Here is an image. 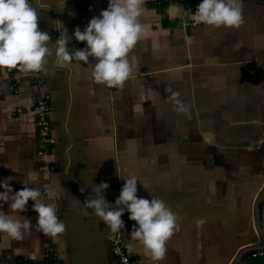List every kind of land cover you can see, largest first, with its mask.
<instances>
[{
    "label": "crops",
    "instance_id": "1",
    "mask_svg": "<svg viewBox=\"0 0 264 264\" xmlns=\"http://www.w3.org/2000/svg\"><path fill=\"white\" fill-rule=\"evenodd\" d=\"M40 2L39 28L53 53L41 90L52 96L55 143L39 148L33 75L0 66V181L14 191L37 188L44 202L52 189L66 228L55 238L43 233L31 199L23 212L0 202V212L32 221L20 239L0 235V256L40 261L54 247L63 264H119V240L144 264H232L247 247L264 248L254 217L264 188V0H239L238 26L194 22L181 0H143L145 35L128 54L129 77L114 87L93 78L97 58L55 55L64 29L69 53L86 47L75 29L108 0H66L63 9L58 0ZM125 174L137 177L138 197L159 195L177 214L160 259L130 238L136 222L127 211L125 226L111 232L85 208L102 181L116 207ZM241 264H264V254Z\"/></svg>",
    "mask_w": 264,
    "mask_h": 264
},
{
    "label": "clouds",
    "instance_id": "2",
    "mask_svg": "<svg viewBox=\"0 0 264 264\" xmlns=\"http://www.w3.org/2000/svg\"><path fill=\"white\" fill-rule=\"evenodd\" d=\"M65 2L58 0L61 9ZM34 3L38 7H34ZM142 5L143 0H108L107 8L92 17L83 31L79 27L75 29V38L86 41L85 48L69 53L66 47L69 37L64 29L56 41L57 59L87 62L89 56H93L97 58L92 71L95 81L109 86L122 85L133 67L128 54L145 35L140 22L145 12ZM39 7L46 5L40 0H0V66H21L24 71L36 72L44 67L47 57L52 56V50L46 44L49 34L39 28ZM178 14L176 6L169 9L170 17ZM189 18L209 25L238 26L242 21V6L239 0H200ZM56 26L59 29L62 25L57 22ZM122 178L125 182L115 201L116 207H109L101 194L109 187L102 181L93 189L96 198L86 200L85 208L93 209L111 232L125 226L122 215L127 211L128 218L136 222L130 238L142 245L145 254L160 259L164 256L167 239L176 229L177 214L159 195L153 194L151 199L138 197L136 176L125 174ZM0 189H3L0 202L10 201L9 208L13 211H25L31 199L37 213L36 223L46 235L55 238L65 231V222L57 215L55 201L58 194L52 189H48V202L40 199L41 192L37 188L22 187L14 191L4 180L0 181ZM31 227L30 218L14 219L9 213L0 212V235L20 239Z\"/></svg>",
    "mask_w": 264,
    "mask_h": 264
},
{
    "label": "built area",
    "instance_id": "3",
    "mask_svg": "<svg viewBox=\"0 0 264 264\" xmlns=\"http://www.w3.org/2000/svg\"><path fill=\"white\" fill-rule=\"evenodd\" d=\"M184 5H188L191 8L192 13L196 11V6L200 0H181ZM7 71L14 76L16 71H24L21 66L6 67ZM33 75L34 83L38 87L34 94V102L36 105V127L39 137V148L44 151L50 149V145L55 143L54 137L51 135L52 121L50 118V112L52 109V96L47 91H42L41 88L44 84L42 77V69L36 72L27 71ZM114 87V86H113ZM260 219L264 228V199L260 203ZM119 240H115L112 246L114 253L119 258V264H144L140 259L135 257L125 246L120 245ZM260 254H264V249L253 251L250 256L256 257ZM0 264H63L61 256L54 247L46 249L45 256L42 260L36 261L28 257L22 258H9L0 256Z\"/></svg>",
    "mask_w": 264,
    "mask_h": 264
},
{
    "label": "water",
    "instance_id": "4",
    "mask_svg": "<svg viewBox=\"0 0 264 264\" xmlns=\"http://www.w3.org/2000/svg\"><path fill=\"white\" fill-rule=\"evenodd\" d=\"M264 199V188L262 189V191L260 192L259 196L257 197L256 203H255V212H254V217H255V221H256V227L257 230L259 231L260 235L263 238L264 241V228L261 224V219H260V203L263 201ZM263 245L258 246V245H252L250 247H247L246 249H244V251H242V253L233 261L232 264H241L244 260H246L249 255L256 250H261L264 249L262 248Z\"/></svg>",
    "mask_w": 264,
    "mask_h": 264
},
{
    "label": "rangeland",
    "instance_id": "5",
    "mask_svg": "<svg viewBox=\"0 0 264 264\" xmlns=\"http://www.w3.org/2000/svg\"><path fill=\"white\" fill-rule=\"evenodd\" d=\"M185 6H187V7H188V5H185Z\"/></svg>",
    "mask_w": 264,
    "mask_h": 264
},
{
    "label": "trees",
    "instance_id": "6",
    "mask_svg": "<svg viewBox=\"0 0 264 264\" xmlns=\"http://www.w3.org/2000/svg\"><path fill=\"white\" fill-rule=\"evenodd\" d=\"M136 257V256H135Z\"/></svg>",
    "mask_w": 264,
    "mask_h": 264
}]
</instances>
